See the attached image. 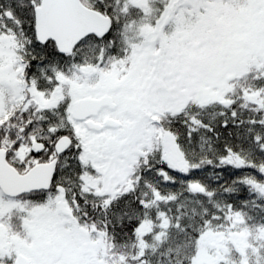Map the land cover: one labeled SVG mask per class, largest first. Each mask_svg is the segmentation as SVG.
I'll use <instances>...</instances> for the list:
<instances>
[{
    "label": "trees",
    "instance_id": "obj_1",
    "mask_svg": "<svg viewBox=\"0 0 264 264\" xmlns=\"http://www.w3.org/2000/svg\"><path fill=\"white\" fill-rule=\"evenodd\" d=\"M80 1L109 17L111 28L105 37L89 36L63 55L51 41L40 45L36 40L34 8L40 0H0V37L14 47L25 100L29 88L45 100L52 99L57 88L66 93L61 79L77 77L85 66L101 71L117 68L124 75L142 31L154 27L172 3L149 0L142 8L129 0ZM229 84L232 89L221 100L189 101L178 113L161 115L153 125L152 145L141 149L128 174L127 189L113 197L84 190L83 178L91 170L83 166L81 152L74 147L65 95L55 106L41 108L34 102L19 105L2 88L0 149L6 150L7 161L20 173L54 158V145L61 136H72L73 142L58 158L48 192L17 199L1 196L16 204L0 219L8 238L27 244L29 212L47 205L52 209L55 198L71 206L80 225L85 219L96 222L109 244V264H192L207 231L227 234L241 229L256 237L264 231V64L252 61ZM166 138L178 148L176 163L163 159ZM31 140L44 144L43 151H31L25 160H18L17 152L29 147ZM141 226L144 229L138 232ZM232 252L241 264L245 252ZM14 259L0 255V264H12ZM263 259L262 250L256 261L248 262L264 264L259 263Z\"/></svg>",
    "mask_w": 264,
    "mask_h": 264
},
{
    "label": "rangeland",
    "instance_id": "obj_2",
    "mask_svg": "<svg viewBox=\"0 0 264 264\" xmlns=\"http://www.w3.org/2000/svg\"><path fill=\"white\" fill-rule=\"evenodd\" d=\"M129 1L142 8L149 2ZM13 49L11 42L0 37V117L2 88L19 105L34 102L41 108L55 106L65 95L71 134L76 138L74 147L81 152L83 166L91 170L83 178L85 190L114 195L127 189L131 167L141 149L153 142L154 123L161 115L179 112L188 101L221 100L232 89L226 78L240 77L252 61L264 64V0H172L158 23L142 31L124 75L117 68L101 71L85 66L77 77L61 79L66 93L57 88L50 100L33 88L27 90L29 99H24ZM105 96L112 99L116 111L109 114L104 110L93 122L102 124L111 118L121 123V128L100 134L86 131L83 123L74 121L73 105ZM33 143L31 140L29 147L17 152L18 160L28 157ZM190 189L194 190V185ZM15 205L0 197V219ZM84 225L61 210L55 198L52 209L47 205L29 212L26 229L31 240L27 244L24 239L8 238L0 223V255L15 259L21 255L30 264H109L105 236L99 231L90 236ZM204 234L192 264H239L232 255L235 249L245 252L241 264H252L248 261H256L264 251V231L254 238L241 229ZM47 245L61 254L57 262L50 260Z\"/></svg>",
    "mask_w": 264,
    "mask_h": 264
},
{
    "label": "water",
    "instance_id": "obj_3",
    "mask_svg": "<svg viewBox=\"0 0 264 264\" xmlns=\"http://www.w3.org/2000/svg\"><path fill=\"white\" fill-rule=\"evenodd\" d=\"M34 26L36 40L44 45L51 41L60 54H69L75 45L88 36L105 37L111 28V20L96 11L86 8L80 0H40L34 9ZM231 78H228L230 80ZM115 104L110 97L87 99L73 106L74 119L85 122V128L90 132L100 133L104 128L117 129L118 122L108 119L103 126L87 121L96 117L103 109L115 111ZM70 146V139L62 137L55 145L57 156L65 153ZM34 151L39 152L43 146L39 143L32 145ZM171 152H174L171 147ZM174 160V159H173ZM57 160L39 164L25 174H19L6 160L5 150L0 149V191L6 197L16 198L27 193L46 191L51 185ZM60 255L50 252L53 262L59 260ZM16 264H29L28 260L19 256Z\"/></svg>",
    "mask_w": 264,
    "mask_h": 264
},
{
    "label": "flooded vegetation",
    "instance_id": "obj_4",
    "mask_svg": "<svg viewBox=\"0 0 264 264\" xmlns=\"http://www.w3.org/2000/svg\"><path fill=\"white\" fill-rule=\"evenodd\" d=\"M175 148H176V156L179 158V157H180V153H179V151H178L177 146H175ZM162 156H163V159H164L167 163L170 164V162H168L169 150L166 149L165 147H164L163 155H162ZM171 162L173 163V160H171Z\"/></svg>",
    "mask_w": 264,
    "mask_h": 264
}]
</instances>
